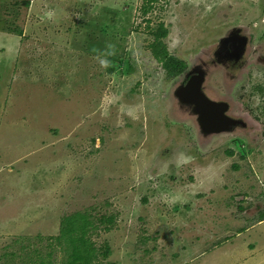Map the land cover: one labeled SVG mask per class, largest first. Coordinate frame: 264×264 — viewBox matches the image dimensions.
Instances as JSON below:
<instances>
[{"label": "rangeland", "instance_id": "1", "mask_svg": "<svg viewBox=\"0 0 264 264\" xmlns=\"http://www.w3.org/2000/svg\"><path fill=\"white\" fill-rule=\"evenodd\" d=\"M145 8L0 0V264H264V0Z\"/></svg>", "mask_w": 264, "mask_h": 264}, {"label": "trees", "instance_id": "2", "mask_svg": "<svg viewBox=\"0 0 264 264\" xmlns=\"http://www.w3.org/2000/svg\"><path fill=\"white\" fill-rule=\"evenodd\" d=\"M155 2L156 0H145L146 8L147 5L151 6ZM146 8L143 9L144 13H146ZM166 35V30L160 25L153 34L150 51L152 57L161 64L166 74L170 77H176L184 70V64L168 55L166 46L162 42ZM109 60L114 62L116 59L111 56ZM263 220L264 217L261 221ZM110 221L111 219L107 222ZM93 227V223L88 216L81 213L73 214L63 219L60 225V235L57 239L59 241L64 239L70 249H72L69 262H66V264H90L96 254V249L85 239V234L88 229Z\"/></svg>", "mask_w": 264, "mask_h": 264}, {"label": "water", "instance_id": "3", "mask_svg": "<svg viewBox=\"0 0 264 264\" xmlns=\"http://www.w3.org/2000/svg\"><path fill=\"white\" fill-rule=\"evenodd\" d=\"M197 80H198V76H194V77H192L189 81H188V84H187V86H186V90H191L192 88H193V86L196 84V82H197ZM214 105V104H213ZM217 116H211V117H209L206 121H208V120H210V125L215 121V119H217L216 118ZM209 123H207L206 122V124H209Z\"/></svg>", "mask_w": 264, "mask_h": 264}, {"label": "clouds", "instance_id": "4", "mask_svg": "<svg viewBox=\"0 0 264 264\" xmlns=\"http://www.w3.org/2000/svg\"><path fill=\"white\" fill-rule=\"evenodd\" d=\"M109 54H111V53H109ZM99 63L102 67H107L108 61L105 59H100Z\"/></svg>", "mask_w": 264, "mask_h": 264}, {"label": "flooded vegetation", "instance_id": "5", "mask_svg": "<svg viewBox=\"0 0 264 264\" xmlns=\"http://www.w3.org/2000/svg\"><path fill=\"white\" fill-rule=\"evenodd\" d=\"M229 44V43H228ZM233 49V45H229V51H231ZM237 55H235V57L234 58H237L236 57Z\"/></svg>", "mask_w": 264, "mask_h": 264}, {"label": "crops", "instance_id": "6", "mask_svg": "<svg viewBox=\"0 0 264 264\" xmlns=\"http://www.w3.org/2000/svg\"><path fill=\"white\" fill-rule=\"evenodd\" d=\"M254 260H256V261H257V260H258V258L254 259Z\"/></svg>", "mask_w": 264, "mask_h": 264}]
</instances>
